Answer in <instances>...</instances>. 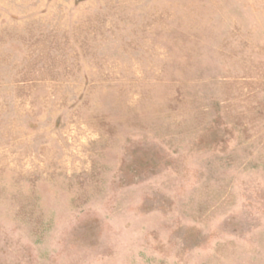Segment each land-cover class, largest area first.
<instances>
[{"label":"rangeland","instance_id":"374dc122","mask_svg":"<svg viewBox=\"0 0 264 264\" xmlns=\"http://www.w3.org/2000/svg\"><path fill=\"white\" fill-rule=\"evenodd\" d=\"M0 264H264V0H0Z\"/></svg>","mask_w":264,"mask_h":264}]
</instances>
